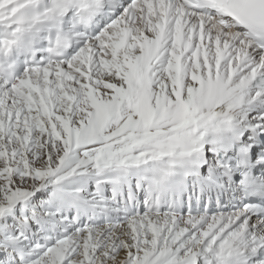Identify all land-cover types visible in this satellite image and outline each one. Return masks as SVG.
Instances as JSON below:
<instances>
[{
    "label": "snow or ice",
    "instance_id": "snow-or-ice-1",
    "mask_svg": "<svg viewBox=\"0 0 264 264\" xmlns=\"http://www.w3.org/2000/svg\"><path fill=\"white\" fill-rule=\"evenodd\" d=\"M0 264H264V0H0Z\"/></svg>",
    "mask_w": 264,
    "mask_h": 264
}]
</instances>
